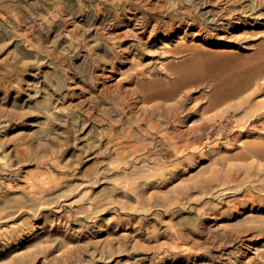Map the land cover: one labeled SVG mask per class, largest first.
Returning <instances> with one entry per match:
<instances>
[{
  "label": "rangeland",
  "instance_id": "obj_1",
  "mask_svg": "<svg viewBox=\"0 0 264 264\" xmlns=\"http://www.w3.org/2000/svg\"><path fill=\"white\" fill-rule=\"evenodd\" d=\"M263 227L264 0H0V264H264Z\"/></svg>",
  "mask_w": 264,
  "mask_h": 264
},
{
  "label": "bare ground",
  "instance_id": "obj_2",
  "mask_svg": "<svg viewBox=\"0 0 264 264\" xmlns=\"http://www.w3.org/2000/svg\"><path fill=\"white\" fill-rule=\"evenodd\" d=\"M146 4H147V3H146ZM155 11H156V10H155ZM138 18H139V17H138ZM136 21L139 22V20H136ZM128 22H129V21H128ZM189 22H190V21H189ZM190 23H191V22H190ZM138 24H139V23H138ZM187 25H188V24H187ZM76 26H77V25H76ZM130 26H131V25L128 24V27H130ZM135 26H136V25H135ZM128 27H127V28H128ZM125 28H126V27H125ZM135 28H137V27H135ZM129 29H130V28H129ZM143 29H144V28H143ZM128 31H129V30H127L126 32L128 33ZM124 32H125V31H124ZM138 32H139V31H138ZM119 34H120V33H119ZM130 34H131V33H130ZM133 36H134V34H133ZM103 72H104V70H103ZM100 76H101V75H100ZM105 76H106V75H105ZM105 76H104V74H102V78L105 77ZM113 78H114V77H113ZM103 80H104V79H103ZM112 81H113V80H112ZM112 81H111V82H112ZM118 81H119V80H118ZM120 81H121V80H120ZM105 84H106V83H105ZM114 84H115V83H114ZM108 85H109V84H107V86H108ZM114 86H115V85H114ZM104 88H105V86H104ZM103 91H105V89H104ZM105 92H106V91H105ZM105 92H104V93H105ZM108 92H109V91H108ZM100 93H101V92H100ZM102 94H103V93H102ZM128 95H129V94H128ZM159 106H160V105H159ZM157 107H158V106H157ZM160 107H162V106H160ZM160 107H159V108H160ZM172 107H173V106H172ZM176 107H177V106H176ZM151 109H152V108H151ZM174 109H175V108H174ZM146 110H147V109H146ZM148 110H149V112H150V109H148ZM151 111H152V110H151ZM147 113H148V112H147ZM176 131H177V130H176ZM252 211H253V210H252ZM249 228H250V227H249ZM263 228H264V227H263ZM250 229H253V228H250ZM258 229H260V228H258ZM261 229H262V228H261ZM260 233H261V232H260ZM256 236H257V235H256ZM237 238H238V237H237ZM228 257H229V256H228ZM229 259H230V258H229ZM186 261H187V260H186ZM231 261H232V260H231ZM187 262H188V261H187ZM202 262H203V261H202ZM206 263H207V262H206ZM235 263H236V262H235ZM207 264H208V263H207Z\"/></svg>",
  "mask_w": 264,
  "mask_h": 264
}]
</instances>
